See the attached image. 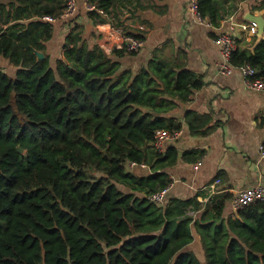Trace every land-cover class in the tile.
<instances>
[{"label":"trees","instance_id":"1","mask_svg":"<svg viewBox=\"0 0 264 264\" xmlns=\"http://www.w3.org/2000/svg\"><path fill=\"white\" fill-rule=\"evenodd\" d=\"M90 1L119 27L117 9L131 8L129 0ZM18 3L0 10L8 25L0 55L18 68L11 77L0 67V264H264V203L226 216L222 198L196 219L197 196L150 199L170 187L166 170L179 158L173 146L155 151L154 136L183 128L160 115L189 101L203 81L159 62L120 72L86 43L75 19L60 54L50 55L55 23L43 18L60 17L66 0ZM200 10L219 25V0H200ZM232 63L250 64L264 79V40L253 54L238 50ZM203 118L187 113L193 135L208 134Z\"/></svg>","mask_w":264,"mask_h":264},{"label":"crops","instance_id":"2","mask_svg":"<svg viewBox=\"0 0 264 264\" xmlns=\"http://www.w3.org/2000/svg\"><path fill=\"white\" fill-rule=\"evenodd\" d=\"M219 0L221 18L214 28L193 23L188 9L189 0H129L127 15L120 13L121 26L129 34L140 36L144 48L130 53L121 48L120 35L106 22H93L79 0L73 17L54 24V36L46 43L50 55L60 54L61 46L71 29V20L82 26L86 43L98 46L117 61L120 72L139 73L152 62L165 66V71H190L203 81L186 103L162 114L166 120L174 119L183 125V135L171 143L179 153L177 163L166 170L172 180L169 198L188 200L197 196L200 211H190L199 218L216 200L227 198L226 216L234 215L233 200L239 190L264 185V93L247 88L242 74L235 70L225 76L219 72L221 47L214 39L237 27L238 50L254 53L257 44L264 40V32L253 34L249 27L254 23L251 15L264 21V0ZM18 5V0H0L1 8ZM8 25L0 21L1 29ZM124 50V54L119 52ZM0 67L15 77L17 67L0 55ZM189 112L203 116L207 135H193L187 125ZM202 121L196 124H201ZM168 146V147H169ZM202 163L201 165H198ZM146 166V165H145ZM145 168V167H144ZM221 180L220 184H216ZM192 209V206L190 207ZM193 245L199 249V236ZM201 253L202 249L197 250Z\"/></svg>","mask_w":264,"mask_h":264},{"label":"built area","instance_id":"3","mask_svg":"<svg viewBox=\"0 0 264 264\" xmlns=\"http://www.w3.org/2000/svg\"><path fill=\"white\" fill-rule=\"evenodd\" d=\"M84 8L87 12H96L101 17L108 19V23L112 26V31L120 35L121 48L127 50L130 53L141 51L145 46L143 39L137 38L133 35L126 33L123 27L115 26L116 19L114 15L107 14L103 9L99 8L97 4L90 0H82ZM79 0H66L65 8L60 17L45 16L43 19L49 23H55L60 19H68L74 16L78 10ZM190 20L207 28H214L215 25L208 18L205 17L200 10V0H189L188 5ZM126 10H130V7L123 8L124 16L128 14ZM250 31L256 34L258 31V25L256 23L250 24ZM214 42L221 47V62L219 65V72L222 75L228 76L238 70L246 83L249 90L255 92L264 93V79L258 77V71L250 64H244L241 66H235L232 63L233 57L238 51L239 40L237 37V27L234 24L229 25L228 30L221 33L214 39ZM183 129V128H182ZM158 130L154 136V140L151 143L152 148L159 152L165 153L167 147L179 140L183 135V130ZM262 157H264V145L261 146ZM199 163L198 165H201ZM137 166L136 163H131L130 168L133 169ZM143 167H146L143 165ZM221 180H217L216 184H220ZM170 188H166L156 194L150 196V199L158 204H163ZM264 203V185H258L255 187L245 188L239 190L233 200V207L235 212L246 209L254 204Z\"/></svg>","mask_w":264,"mask_h":264},{"label":"water","instance_id":"4","mask_svg":"<svg viewBox=\"0 0 264 264\" xmlns=\"http://www.w3.org/2000/svg\"><path fill=\"white\" fill-rule=\"evenodd\" d=\"M250 20L258 25V27H259V34H262L264 32V21H263V19L260 18V17H256V16H252L251 15ZM35 54L38 57V61H42V60L45 59V55H44L43 52L36 51ZM19 152H22V149H19Z\"/></svg>","mask_w":264,"mask_h":264},{"label":"rangeland","instance_id":"5","mask_svg":"<svg viewBox=\"0 0 264 264\" xmlns=\"http://www.w3.org/2000/svg\"><path fill=\"white\" fill-rule=\"evenodd\" d=\"M6 73H8L7 71H6ZM9 74V73H8ZM10 75V74H9ZM120 189L121 190H123V191H127V189H125L124 187H122V186H120Z\"/></svg>","mask_w":264,"mask_h":264}]
</instances>
